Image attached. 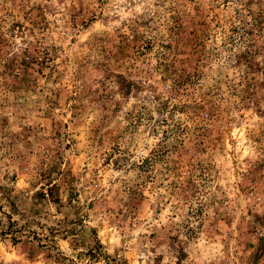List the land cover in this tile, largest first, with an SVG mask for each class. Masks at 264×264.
Segmentation results:
<instances>
[{
  "label": "rangeland",
  "instance_id": "rangeland-1",
  "mask_svg": "<svg viewBox=\"0 0 264 264\" xmlns=\"http://www.w3.org/2000/svg\"><path fill=\"white\" fill-rule=\"evenodd\" d=\"M0 264H264V0H0Z\"/></svg>",
  "mask_w": 264,
  "mask_h": 264
}]
</instances>
